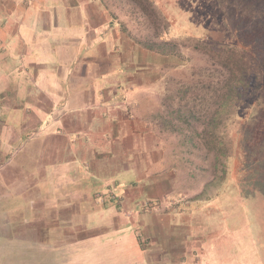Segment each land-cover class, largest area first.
I'll list each match as a JSON object with an SVG mask.
<instances>
[{
  "label": "crops",
  "instance_id": "crops-1",
  "mask_svg": "<svg viewBox=\"0 0 264 264\" xmlns=\"http://www.w3.org/2000/svg\"><path fill=\"white\" fill-rule=\"evenodd\" d=\"M148 65L98 0L2 15L0 198L31 208L7 240L45 247L13 264H239L246 234L229 232L227 190L196 188L143 103Z\"/></svg>",
  "mask_w": 264,
  "mask_h": 264
},
{
  "label": "rangeland",
  "instance_id": "rangeland-1",
  "mask_svg": "<svg viewBox=\"0 0 264 264\" xmlns=\"http://www.w3.org/2000/svg\"><path fill=\"white\" fill-rule=\"evenodd\" d=\"M18 1L23 0H0V18ZM98 1L110 12L118 31L148 53L149 91L143 95V103L169 150L174 148L178 156L181 151L188 161L187 165L178 159L174 162L184 174L197 169L193 178L197 189L212 178L207 196L227 190L223 206L229 211V232L244 227L246 234L244 244L239 241L246 252L237 263L264 264V108L259 104L264 90V0ZM253 18L258 24L256 35L262 40L241 45L237 35L247 31ZM234 47H240L260 66L259 87L250 91L247 102L228 110L232 117L224 114L223 124L212 128L203 122L208 123L216 107L213 97L219 95L228 76L220 61ZM215 138L221 141L222 155L216 146L209 150L204 145ZM7 193L13 194L11 190ZM14 199L0 198V251L2 262L11 259V264L13 259H26L29 249H45L37 243L27 247L22 239L8 242L7 237L14 239L19 226L29 227L21 220H30L23 215L24 207L30 212L29 205H16L20 198ZM58 224L64 230V224ZM248 250L253 251V257L246 255Z\"/></svg>",
  "mask_w": 264,
  "mask_h": 264
},
{
  "label": "trees",
  "instance_id": "trees-1",
  "mask_svg": "<svg viewBox=\"0 0 264 264\" xmlns=\"http://www.w3.org/2000/svg\"><path fill=\"white\" fill-rule=\"evenodd\" d=\"M244 15H246V12L243 15H239V17L243 18ZM256 20L257 19L255 18L251 19L249 21L251 25L247 28V31L241 30L240 33H238L237 38L241 45L247 46V40L253 41V43L262 40H260V37L256 35V31L258 29ZM220 64L222 68H225L228 76L220 87L219 95H215L213 97V104L216 105V107L214 111H211L209 114V118L207 119L208 123H206V121L203 122L206 126H210L212 128L223 124L224 114L232 117L228 110L232 108V106L234 107L236 103L240 104L247 102L250 91H253L256 86L257 88L259 87V79L257 76L260 66L257 65L253 58H250L247 54H245V51H243L240 47L229 48L226 51L225 57L220 61ZM259 99L261 100V103L259 104L264 108V90L259 95ZM188 113L190 116L194 115V112L192 111H189ZM249 118L252 119L251 116ZM187 126L192 132L191 126L189 124H187ZM216 142L218 144H215ZM204 143L209 150H213L216 146V151L220 152L222 155L223 149L220 147L221 141H219V139L215 138L214 141L207 140ZM215 159V162L218 163L219 158L216 157Z\"/></svg>",
  "mask_w": 264,
  "mask_h": 264
}]
</instances>
